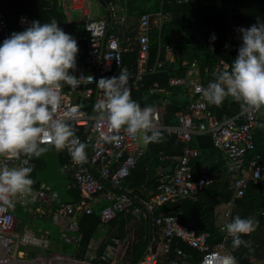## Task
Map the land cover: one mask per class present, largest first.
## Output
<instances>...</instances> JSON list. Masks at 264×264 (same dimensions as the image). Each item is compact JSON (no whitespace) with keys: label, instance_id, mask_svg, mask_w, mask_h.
Instances as JSON below:
<instances>
[{"label":"built area","instance_id":"obj_1","mask_svg":"<svg viewBox=\"0 0 264 264\" xmlns=\"http://www.w3.org/2000/svg\"><path fill=\"white\" fill-rule=\"evenodd\" d=\"M90 1L100 2L105 10L103 18L99 20L92 18ZM191 1L179 0L178 3L187 4ZM60 4L68 23L81 24L89 34L88 55L84 64L78 66L74 74L83 79L76 88L69 85L62 87L61 93L64 98L56 112V116L68 122L73 129L85 130V134L78 137L87 144V160L83 163L73 162L67 148L58 151L50 140L45 141L44 146L53 147L67 157L62 169L70 178L68 188L78 189L80 198L75 203H63L50 187L41 185L38 189L32 187L31 193L26 197L17 198L13 207L0 203V243L7 248L8 259L25 260L28 248L48 250L52 246L50 237L44 232L36 234L28 225L23 228L21 236L16 234L18 219L15 214L18 204L24 207L38 205L34 212L42 216L52 215L56 223L63 228V239L78 249L83 242L79 221L85 216L93 215L95 206L99 203L102 226L108 225L120 214H132L135 217L144 214L152 217L154 225L162 234L161 253L154 252L151 247L139 264H194L188 261L181 244L199 254L198 264H224V257L228 255L235 258L236 264H241L236 258L235 250L242 245L239 248L232 247V239L228 236L225 225L234 217L237 201L244 197L248 184L251 181L254 183L261 181L264 186V157L256 155L248 159L250 153L256 149L254 133L259 127L262 108L252 109L241 102L238 113L218 119L209 108L210 103L203 98L202 92L197 91L198 88L206 87L209 82L202 79L196 61L192 63L185 77L171 78L170 87L182 89L179 90V96L186 92L190 96L188 111L177 113L176 125L165 126L161 123L160 111L154 108L155 124L162 135L174 136L179 143L184 144L185 154L175 158L174 168L158 169L157 191L150 192L149 198L139 200L134 191L125 189L124 185L147 148L140 146L138 134L133 136L123 129L119 133L121 137L119 143H106L100 139L102 134L108 135L109 131L106 120L93 109L97 99L102 96V90L97 88L96 81L101 77L118 76L121 70H125L129 75L127 86L131 92L139 90L144 75L154 74L164 65L157 62L154 67H147L150 32L154 29L160 30L170 20V16L161 12L141 16L137 38L140 47L138 69L135 75H131L124 64V55L134 41L129 36L124 40L123 29L127 25L128 14L121 6V0H62ZM31 23L27 17L23 15L19 17L20 28L26 29ZM66 33L80 42V39L71 32ZM8 37L10 31L7 16L0 9V41ZM240 42L241 34L234 30L226 48L236 50L241 46ZM169 53L173 54L170 47L167 48V54ZM222 64L228 69L227 65ZM152 91L165 92L158 84L152 87ZM196 135L211 137L214 147L226 159L229 174V191L232 197L216 208V228L222 239L215 244H212L213 235L210 232L198 233L197 230L180 222L182 215L180 208L174 212L167 210L169 204L181 205L185 200L199 201L204 190L215 183L209 169L202 167L198 171L193 170L192 161L200 154L190 150L188 145ZM24 158L0 156V164L16 167L21 165ZM29 163L32 165L31 160ZM118 243L119 240L114 239L100 258L96 254L100 243L94 244V249L90 250L87 258L78 261L86 264L102 261L101 264H104L113 259ZM249 264H260V261L250 256Z\"/></svg>","mask_w":264,"mask_h":264},{"label":"trees","instance_id":"obj_2","mask_svg":"<svg viewBox=\"0 0 264 264\" xmlns=\"http://www.w3.org/2000/svg\"><path fill=\"white\" fill-rule=\"evenodd\" d=\"M62 0H0V9L7 16L10 36L14 32L23 31L19 27V17L25 16L32 22L39 20L42 23L51 22L55 19L65 32H71L80 39L77 55L76 68L83 65L88 55L89 34L81 24H70L61 6ZM179 0H121V6L127 10L128 22L123 29L124 40L131 37L134 44L124 55V64L135 75L138 69L139 44V20L143 14L163 13L170 16V20L158 30L150 32V51L148 68H152L157 62L164 63L156 73H147L140 83L139 90H132L131 95L139 102L141 107L153 106L160 111L161 123L165 126L176 125L177 113L187 112L190 103V96L169 85L173 77H185L193 62H197L200 75L205 82H212L217 78L221 70L230 69L232 61L238 55V49L226 48L229 37L234 30L249 28L258 20L264 21V0H192L187 4H179ZM240 34V33H239ZM215 35L213 41L211 37ZM3 41H0L2 43ZM242 44V38L241 42ZM173 50L174 61L166 60L167 48ZM228 66L225 69L223 64ZM75 71L73 74H75ZM158 84L165 90L164 93H155L152 87ZM178 91V92H177ZM218 119L224 116H232L241 109V102H236L231 97L227 98L221 105H209ZM264 116V108H263ZM77 136H83L85 130L74 128ZM163 139L157 143L147 144V151L141 157L131 176L125 182L124 188L133 190L134 195L138 194L143 198H149L150 192H156L159 185L158 169L176 166V157L185 154L186 146L179 143L174 136L162 135ZM256 149L250 153L248 159L256 155L264 157V118L259 117V127L254 133ZM48 151H55L60 159L61 165L67 161L64 154L57 152L53 147H47ZM190 150L199 152V157L192 161L193 170L198 171L205 167L211 171L215 179L213 186L204 190L202 197L197 202L185 200L181 205L169 204L167 210L174 212L177 208L182 210L180 222L191 228L202 232H210L213 235L212 244L221 241V234L216 228V208L218 205L227 202L232 197L229 191V174L224 155L213 145L208 135H196L188 145ZM32 166L40 165L42 157L31 159ZM32 187L40 188L41 182L34 178ZM218 176L222 178L217 179ZM80 198L79 191L73 188L67 191L65 197L67 202H76ZM242 218L253 217L259 223L256 230L242 239L250 241L249 247L242 245L235 250V255L241 264H249V257L258 256L260 264H264V186L263 182L248 184L245 195L237 201V208L234 213ZM119 216V215H118ZM114 221V220H113ZM112 223V222H111ZM110 224V223H109ZM80 230L83 234V242L80 248L81 253L86 255L90 250L91 242L101 231L100 207L95 208L93 215L85 216L79 221ZM257 244L260 250L255 252ZM191 263L198 264L199 254L188 246L181 244ZM148 248V241L140 242L131 250L133 257L131 264H138L144 257ZM38 250V249H37ZM39 251V250H38ZM31 253V254H30ZM30 254V256H29ZM30 259L38 256L28 252ZM255 257V256H254ZM173 258V255L171 256ZM257 258V257H256ZM79 260V259H77Z\"/></svg>","mask_w":264,"mask_h":264},{"label":"clouds","instance_id":"obj_3","mask_svg":"<svg viewBox=\"0 0 264 264\" xmlns=\"http://www.w3.org/2000/svg\"><path fill=\"white\" fill-rule=\"evenodd\" d=\"M242 44L230 69L221 70L213 82L198 88L210 104L219 106L226 98L242 102L246 107L264 108V21L249 28H239ZM214 41L215 35L211 37ZM78 42L53 19L42 23L33 20L20 32H14L0 43V156L25 157L20 166L0 164V203L13 207L17 198L26 197L34 183L31 159L39 158L49 149H68L73 162L87 160V144L80 141L73 127L56 116L61 106L64 85L79 86L76 69ZM92 79V77H90ZM129 75L121 70L118 76L101 77L96 81L102 90L93 106L94 112L105 119L108 135L100 139L119 143L120 131L135 136L141 134L145 144L163 139L155 124L153 106L141 107L127 86ZM258 221L236 215L225 225L232 247H249L242 236L254 232ZM224 264H236L233 256L224 257Z\"/></svg>","mask_w":264,"mask_h":264},{"label":"rangeland","instance_id":"obj_4","mask_svg":"<svg viewBox=\"0 0 264 264\" xmlns=\"http://www.w3.org/2000/svg\"><path fill=\"white\" fill-rule=\"evenodd\" d=\"M90 9L92 18L94 20H99L105 15V10L101 6L100 2L90 1ZM74 17L77 18V15L74 14ZM262 113L263 110L261 111L260 118H264ZM138 138L140 146L142 148H146L147 144L143 142L142 136L139 133ZM41 157L44 162L43 164L41 163L38 166L34 165V178L41 182L42 185L51 187V190L60 196L62 202H67L65 197L67 196L66 185L68 182V174L63 171L62 165L58 161L56 152L47 151ZM220 178H222V176L217 177V179ZM37 207L38 205H29L27 207H24L22 204H18L16 206L15 216L18 219L16 234L21 236L23 233V228L27 225L38 235L40 234L38 230L42 229L50 234V241L52 246L48 250L38 249L39 251L36 248L30 247L27 249V252L30 251L32 252V254H36L38 256L37 258L43 259L47 264L55 259V254L61 255L63 256V258H68L66 256H72L73 254H75V248L71 244L66 242L63 237H60V228H58L60 226L54 224L50 215L42 216L34 212ZM254 249V251L257 252L260 250V247L258 248L257 244H255ZM253 255L258 258V256H256L255 254ZM29 256H27L25 260H31Z\"/></svg>","mask_w":264,"mask_h":264},{"label":"crops","instance_id":"obj_5","mask_svg":"<svg viewBox=\"0 0 264 264\" xmlns=\"http://www.w3.org/2000/svg\"><path fill=\"white\" fill-rule=\"evenodd\" d=\"M166 60L172 63L174 61V54L171 53L167 54ZM58 161L60 162L59 157H58ZM69 182H70V178L68 175L66 192L71 190L68 188ZM56 195L58 196L59 200L62 202L60 196L57 193ZM135 196L139 200L147 199V198H143V196L138 194H136ZM63 203H75V202H63ZM98 205L99 203L96 204L95 208L99 207ZM50 216L52 217V215ZM52 221L54 222V224L58 225L53 217H52ZM58 228H60V234H59L60 237H63V228L62 227H58ZM38 231L39 233L44 232L48 237H50V234H48V232H46L45 230L40 229ZM114 239L119 240V243L116 245L115 255L112 260L107 261L104 264H131L133 259V257L131 256L132 248L135 247L140 242H145V241H148V248L146 250V253L148 252V249L152 247L154 252L160 254L162 247L161 244L163 242L161 231L159 230L158 227L154 225L152 221V217L150 215H144V214L140 215L139 217H135L132 214H120L114 221H112V223L106 226H102L101 231L99 232L97 237L91 242L90 250L94 249V244L99 245L100 243V246L96 249L97 250L96 254L100 258L105 252L106 248L110 244H112V241ZM90 250L87 252L86 255H83L80 249L75 248V254L66 257L85 260ZM56 256L63 257L58 254H55V257ZM101 263L103 262L102 261L94 262V264H101ZM160 264H166V263H160Z\"/></svg>","mask_w":264,"mask_h":264},{"label":"water","instance_id":"obj_6","mask_svg":"<svg viewBox=\"0 0 264 264\" xmlns=\"http://www.w3.org/2000/svg\"><path fill=\"white\" fill-rule=\"evenodd\" d=\"M7 248L0 243V264H47L43 259L10 261L6 256ZM49 264H86L73 258L55 257Z\"/></svg>","mask_w":264,"mask_h":264}]
</instances>
